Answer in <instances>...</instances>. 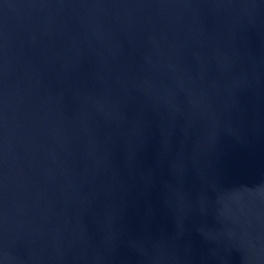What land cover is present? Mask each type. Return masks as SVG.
<instances>
[{
    "label": "water",
    "instance_id": "95a60500",
    "mask_svg": "<svg viewBox=\"0 0 264 264\" xmlns=\"http://www.w3.org/2000/svg\"><path fill=\"white\" fill-rule=\"evenodd\" d=\"M0 264H264V0H0Z\"/></svg>",
    "mask_w": 264,
    "mask_h": 264
}]
</instances>
